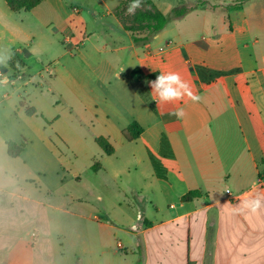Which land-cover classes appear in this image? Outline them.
<instances>
[{
	"label": "crops",
	"instance_id": "0c3cea01",
	"mask_svg": "<svg viewBox=\"0 0 264 264\" xmlns=\"http://www.w3.org/2000/svg\"><path fill=\"white\" fill-rule=\"evenodd\" d=\"M151 1L169 23L148 42L136 43L112 14L117 25L109 40L98 42L86 35L69 40L78 46V64L93 68L103 82L94 56L105 55L100 68L107 67L109 74L113 71L118 83L110 86L109 81L106 86L115 91L116 99L101 100L96 87L84 82L89 74L82 70L78 72L81 82L70 88L74 102L94 110L96 122L103 126L95 140L104 137L114 147L112 155H105L118 157L119 166L112 169L97 161L89 165L100 181V186L93 184L90 199L115 201L120 208L127 205L139 213L142 228L135 231L144 235L146 246L141 239L124 241L121 234L130 232L123 223L110 213L102 214L62 182L51 192L60 195L59 202L48 203L41 176L31 180L15 173L13 163L23 153L10 156L8 143H25L26 148L27 141H45L47 126L53 127L59 117L45 115L43 91L6 88L0 94V264H72L62 245L66 235L57 225L53 228L57 220L51 222L48 209L76 219L72 236L86 238L88 264H121L141 252L147 255V264H154V257L160 258L156 264L164 262L163 246L151 239L162 226L170 227L169 264H264V207L256 214L234 211L247 193L264 200V0ZM182 5L192 8L181 17L173 16ZM44 7L57 14L61 33L79 26L64 0H45L31 11L20 12L0 0V45L11 50L0 73L9 69L13 52L24 70L28 68V59L14 47L23 35L33 37L24 30V13L37 18ZM208 11H219L220 20L204 21ZM137 69L156 76L138 80L131 75ZM168 71L178 72L201 100L193 103L185 97L159 103L149 81ZM62 96L58 103L49 100V106H61ZM179 108L185 112L183 119L172 115ZM133 122L143 130L129 142L123 132ZM164 137L174 155L173 160H161L165 179L158 177L152 163V157L160 159ZM120 148L131 149L121 158ZM74 177L81 180L77 171ZM194 191L201 194L183 200ZM136 202L152 204L154 218L144 217L147 205ZM160 203L167 205V214ZM83 223L87 228H80Z\"/></svg>",
	"mask_w": 264,
	"mask_h": 264
},
{
	"label": "rangeland",
	"instance_id": "374dc122",
	"mask_svg": "<svg viewBox=\"0 0 264 264\" xmlns=\"http://www.w3.org/2000/svg\"><path fill=\"white\" fill-rule=\"evenodd\" d=\"M64 1L74 11V18L79 20V26L72 27V32L61 33L56 26L57 14L46 9L47 7L39 11L41 14L37 15V18L31 13H24L26 18L23 20L24 30L29 35L32 34L33 37L27 38L23 35L18 39V44L14 47V50L20 51L24 58L28 59V68L25 70L23 68L21 72L16 74L10 68L6 72H1L11 80H15V83L13 85L12 83L5 84L0 82V94L6 88H29L34 94L36 91H43L46 97L44 99V105L46 107L48 106L49 110V112L45 110V115L59 117L57 124L53 127L47 126L48 137L45 141H27L23 154L13 163L14 171L18 175H26L31 180L35 179L36 176H41L48 193V203L59 202L60 195L51 192L62 182L64 188L94 204L102 214L110 213L116 220L123 223L126 231L130 232L129 234H121V238L124 241L136 240L138 242L141 239L142 246H146L144 235L137 236V232L142 228V224L137 221V212H133L127 205L120 208L115 201L107 200L101 203L95 199H90L92 198L91 188L93 184L100 186V181H98L97 175L89 170V165L93 161H97L101 165L112 169L115 166H119L116 160L118 157H108L96 143L95 135L96 133H101L103 126L96 122L94 110L84 108V106L74 102L70 88L80 79L78 72L82 70L89 74L88 82L87 79L84 82L96 87V92L101 100L104 97L115 100V91L111 90L109 92L106 86L109 81L111 82L110 86H117L118 83L114 78L115 73L113 71L109 74V69H106L107 67L100 68L103 56L105 55L99 54L94 56L96 63H98V69L96 71L104 77L103 82L93 72V68L88 67L84 62L78 64V59H75L78 48L75 49V46L69 40L74 37L81 38L84 35L91 40H99L98 42H101L100 40L102 39L109 40L110 34L113 32L112 29H115L114 27L117 25L116 19L122 24L125 31L127 27L139 29V26L133 21L135 20L136 14L140 11L153 9L146 4L145 0H143V6L136 10L135 15L127 14V8L131 1L121 10L117 11V7L112 12L110 11L122 0ZM180 7L184 6L182 5ZM220 15L221 13L219 11H208L204 14V21L218 22ZM193 19L196 18L192 17ZM128 33L132 36L134 34L133 32ZM135 34L139 38L147 36L146 31H140ZM66 39L69 40L66 41ZM10 53L11 50L6 45H0V58L6 61ZM114 71L117 73L118 69ZM20 76L23 78H20ZM79 81L81 82V79ZM60 93L63 95L61 97L62 104L56 107V109H53L49 106V100H56V103H58L60 101ZM117 94L120 95L118 92ZM26 102L29 106L31 105L28 98H26ZM68 106H72L73 109L69 110L67 108ZM131 148H120L117 156L123 158ZM76 171L81 174V180L74 177ZM138 203L136 202L137 205H141L142 207L147 205L148 210L144 217L153 219L156 213L155 207L145 202ZM160 207L164 215L168 213L167 205L160 203ZM48 217L51 218V222L57 220L53 224V228L57 225V228L62 230L66 235L62 245L67 255L72 258V264H88V254L85 248L86 238L72 236V231L77 229L75 227L77 226L76 219L65 212H56L49 209ZM133 224L136 225L135 229H131ZM78 225H82L80 221ZM85 227L87 228L86 225L80 228L85 229ZM137 227L139 229L135 231ZM169 232V226H162L152 233L151 239H157L163 246L162 250L164 249L163 254H161V261L163 259L164 262L160 264L170 263L168 261L170 252H167L168 247H170L169 243H171V238L168 235ZM178 244L182 248V243ZM74 255L78 256L75 257ZM158 260L160 258L154 257L152 262L156 264ZM147 262V255L141 252L138 256L133 257L129 255L121 264H147Z\"/></svg>",
	"mask_w": 264,
	"mask_h": 264
},
{
	"label": "trees",
	"instance_id": "16d2710c",
	"mask_svg": "<svg viewBox=\"0 0 264 264\" xmlns=\"http://www.w3.org/2000/svg\"><path fill=\"white\" fill-rule=\"evenodd\" d=\"M5 1L8 7L13 12H20L22 10L31 11L45 0H5ZM130 1L131 0H124V2L118 7L117 11L121 10L124 6L127 5V3L129 4ZM145 2L153 10L140 11L136 14L135 20L133 21L139 26V29L137 28L135 29L134 27L126 28V31L134 33L133 39L136 43L150 41L151 38H153L155 35H157L162 30H164L169 23V17H167L162 12L156 10L151 0H145ZM191 8L192 7L188 5L176 9L173 12V16L181 17L184 14H186L188 11H190ZM140 31H146L147 36H145L144 38L137 37L135 33ZM7 65L9 66L10 69H12L15 72V74L21 72L22 69L24 68V63L22 62V60L20 59V57L16 52L12 53L10 59L7 62ZM3 68L4 67L0 64V69L4 70ZM131 75L132 77L138 80L150 79L156 76L155 74L146 75L140 69L133 71ZM142 130H143L142 127L137 122H133L128 126L127 129L124 130L123 134L127 139V141L133 142L140 137ZM96 143L103 149V151L106 154L112 155L114 153V147L112 146V144L108 139L104 137H99L96 139ZM8 149L10 156L14 158L19 157L25 150V143H22L21 145H17L13 142H9ZM167 159L173 160L174 155L167 138L164 137L162 140L160 159L157 160L154 157H152V163L156 171V174L158 175V177L163 179L166 178V170L161 160H167ZM93 168L96 170L97 166L94 165ZM200 194L201 193L199 191L191 192L186 196H184L183 200L184 201L190 200L191 198L196 197Z\"/></svg>",
	"mask_w": 264,
	"mask_h": 264
},
{
	"label": "clouds",
	"instance_id": "9594fccd",
	"mask_svg": "<svg viewBox=\"0 0 264 264\" xmlns=\"http://www.w3.org/2000/svg\"><path fill=\"white\" fill-rule=\"evenodd\" d=\"M142 6L143 0H131L127 8V14L135 15L136 10ZM4 62L3 58H0V64ZM149 85L152 93L158 98L159 103H173L184 100L185 97L193 103H198L201 100V97L192 90V86L175 71L161 72L155 80L149 81ZM172 115L176 116L177 119H183L185 112L182 108H179ZM262 207H264V200L247 193L234 211L236 213L247 211L251 214H256ZM137 219H141L139 213L137 214ZM132 227L135 229L136 225L133 224Z\"/></svg>",
	"mask_w": 264,
	"mask_h": 264
},
{
	"label": "built area",
	"instance_id": "2783aa9c",
	"mask_svg": "<svg viewBox=\"0 0 264 264\" xmlns=\"http://www.w3.org/2000/svg\"><path fill=\"white\" fill-rule=\"evenodd\" d=\"M69 39H66V41H68ZM75 49H77V46H75L74 47ZM0 77H1V80H0V82H2V83H12L13 85H14V83H15V80H11L10 78H8V77H6L4 74H2V73H0ZM20 78H23L22 76H20ZM262 180L260 179V182H261ZM228 193H230L229 191H228ZM119 248H122V244H120L119 243Z\"/></svg>",
	"mask_w": 264,
	"mask_h": 264
}]
</instances>
